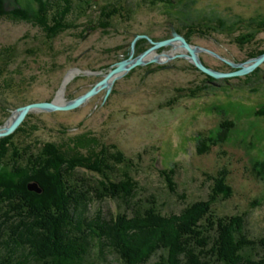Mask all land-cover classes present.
I'll return each instance as SVG.
<instances>
[{"label": "rangeland", "instance_id": "1", "mask_svg": "<svg viewBox=\"0 0 264 264\" xmlns=\"http://www.w3.org/2000/svg\"><path fill=\"white\" fill-rule=\"evenodd\" d=\"M6 1L8 8L37 7L33 0ZM48 1L49 18L71 25L53 39L29 20L10 15L0 19V50L14 49L15 54L4 68L0 60V101L11 104L6 110L0 102V127L19 106L36 101L62 103L90 89L102 78L98 73H107L129 57L131 41L139 34L147 37L137 40L134 56L151 46L148 38L171 37V25L180 34L192 29L190 42L219 55L200 50L201 60L220 71L227 70V61L245 62L253 58L249 57L252 51L264 47V0H92L91 6L81 0ZM107 5L119 10L104 26L101 8ZM155 52L184 50L165 46ZM160 63L134 67L114 82L108 96L103 89L75 109L32 110L13 133L0 137L9 136L6 158L0 160V170L5 172L12 158L25 162L49 143L68 159L104 157L114 181L129 172L136 187L127 201L100 193L96 185L103 178L100 173L68 169L70 180L81 183L83 192L87 189L69 206L76 222L73 229L90 245L93 264H118L119 213L129 215V244L153 245L159 234L151 230L157 229V223L150 216L133 218L135 206L154 200L163 215L179 213L194 202L206 201L214 178L222 173L233 192L215 202L213 212L217 216L245 213L251 237L264 236L260 166L264 163V63L246 75L223 78L209 76L181 57L162 62L163 67ZM192 91L196 94L191 96ZM170 169L177 192L169 189L163 173ZM32 183L27 185L29 190L42 192L30 189ZM10 205L0 202V255L14 248L19 256L17 240L31 241L37 233H28L22 222L31 224L30 220L10 214ZM82 223L85 226H79ZM93 225L101 230L100 241L90 230ZM257 251L262 252L260 247ZM25 258L27 264H36L32 255ZM157 261L154 255L144 264ZM0 263H5L4 257Z\"/></svg>", "mask_w": 264, "mask_h": 264}, {"label": "trees", "instance_id": "2", "mask_svg": "<svg viewBox=\"0 0 264 264\" xmlns=\"http://www.w3.org/2000/svg\"><path fill=\"white\" fill-rule=\"evenodd\" d=\"M33 1L36 2L37 7L30 9L22 6L8 8L7 1L0 0V19L10 15L19 20H29L42 27L48 39L55 38L71 27L68 22L57 20L55 17L49 18L48 0ZM81 1L91 6L92 0ZM160 1L171 3V0ZM118 10L116 7L110 8V5L101 8L104 26L111 24L113 13ZM260 26H263V22ZM189 32L193 33L192 29ZM189 32L181 33L187 41H190L191 37ZM13 50H0L3 68L14 59ZM263 52L264 47L256 49L250 53L249 57ZM195 94L196 92L192 91L190 95ZM0 95H2L1 92ZM0 102H2V108L6 110L11 105L6 104L3 99ZM229 125L232 127V122ZM8 139L9 136L0 138V160L6 158ZM118 155L120 157L121 154ZM105 160L98 155L68 159L59 147L49 143L31 157L29 156L25 162L12 158L9 170L6 172L5 168L0 170V202L11 204L10 214L30 220L31 224L22 222L28 233H37L31 241L17 240V245L21 248L19 256L16 255L14 248L11 253H7L6 250L0 255V259L5 258L3 264H27V260H24L25 255H32L36 264H93L90 245L85 242L83 235H78L77 230L73 229L76 222L70 213L69 206L79 201L87 189L84 187L83 192L81 183L70 180L68 169L80 167L100 173L103 178L96 183L100 193L114 199L128 201L133 197L136 182L128 171H125L124 179L112 180L107 171L110 167ZM120 161L125 159L120 157ZM260 166L264 170V163ZM163 173L169 189L177 192L174 171L164 170ZM222 175L214 178L211 193L206 201L194 202L179 213L165 216L157 209V201L151 200L147 204L138 201L140 204L135 206L133 218L137 217L140 220L143 216L147 218L150 216L153 222L157 223V229L151 230L159 234V238H156L153 245L135 247L129 244L126 231L130 229L127 225L129 215L126 212L119 213L115 226L118 264H144L154 255L158 257L155 264H264V236L251 237L247 229V214L217 216L212 210L215 202L229 198L233 192L232 187L225 181L224 173ZM32 181L39 184L42 192L37 193L28 189L27 185ZM73 200L74 202L71 203ZM80 225L85 226L84 223ZM90 230L100 241L103 237L100 228L93 225ZM7 232L5 231V234ZM259 247L262 252L257 251ZM25 249L28 253H24ZM96 253L100 256L99 250Z\"/></svg>", "mask_w": 264, "mask_h": 264}, {"label": "water", "instance_id": "3", "mask_svg": "<svg viewBox=\"0 0 264 264\" xmlns=\"http://www.w3.org/2000/svg\"><path fill=\"white\" fill-rule=\"evenodd\" d=\"M171 35H172L171 37L162 40H153L152 38H148L151 43V46L141 54L134 56L137 40L142 37H147L142 34L137 35L131 41V53L129 57L116 62L115 65L107 73H98V75H100L102 78L99 81H97L90 89L80 94L76 98H73L71 100H65L62 103L57 101H36L17 107L13 111L12 115L7 120L5 125L0 127V137H4L13 133L24 121L27 114H29L30 111L32 110L37 109V110L54 111V110L75 109L86 103L91 97L95 96L98 92H100L103 89H106V96H108L112 90L114 82L118 78L122 77L127 72L132 70L134 67L139 65H145L152 62L162 63L174 58L181 57L189 60L199 70L206 73L207 75L212 76L214 78H223V77L246 75L252 72L258 66H260L262 63H264V52H263L258 56L248 59L247 61L242 63L236 64L227 61L230 65L236 67L237 69L230 72H222L205 65L199 56L200 50L208 51L209 53H212L213 55L219 57L217 53L213 52L210 49L192 45L190 42L187 41V39L182 34H180L175 29L173 25H171ZM165 46H172L174 50L183 49L184 52H180L177 54L155 52L157 49H160L161 47H165ZM74 71H79V70H74ZM66 82L67 79L63 82L62 87L59 91V94L61 96L64 95ZM29 188L37 191H42L39 188L38 183L36 182L30 184Z\"/></svg>", "mask_w": 264, "mask_h": 264}, {"label": "flooded vegetation", "instance_id": "4", "mask_svg": "<svg viewBox=\"0 0 264 264\" xmlns=\"http://www.w3.org/2000/svg\"><path fill=\"white\" fill-rule=\"evenodd\" d=\"M190 42V41H189ZM192 45H196V44H194V43H192V42H190ZM228 59V58H227ZM203 60V59H202ZM232 62H234V63H242V62H244V60H237V59H234V60H231ZM205 64H206V62L205 61H203ZM149 65V64H148ZM160 65L163 67V65L160 63ZM207 66H209L208 64H206ZM213 68V67H212ZM216 70H219L220 71V69H217V68H215ZM237 68L236 67H232L231 65H229V64H227V70H225V71H234V70H236ZM222 71V70H221ZM225 71H222V72H225Z\"/></svg>", "mask_w": 264, "mask_h": 264}, {"label": "bare ground", "instance_id": "5", "mask_svg": "<svg viewBox=\"0 0 264 264\" xmlns=\"http://www.w3.org/2000/svg\"><path fill=\"white\" fill-rule=\"evenodd\" d=\"M66 79H69V78H66ZM60 96V95H59Z\"/></svg>", "mask_w": 264, "mask_h": 264}]
</instances>
